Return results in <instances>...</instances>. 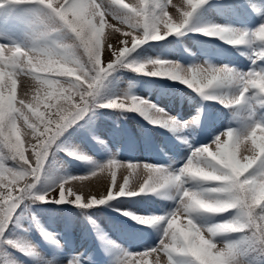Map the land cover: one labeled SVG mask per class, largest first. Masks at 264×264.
<instances>
[{
    "label": "snow or ice",
    "instance_id": "snow-or-ice-1",
    "mask_svg": "<svg viewBox=\"0 0 264 264\" xmlns=\"http://www.w3.org/2000/svg\"><path fill=\"white\" fill-rule=\"evenodd\" d=\"M205 3L207 0H183L182 4H172L171 0L134 3L0 0V7L38 4L42 9L41 27L30 45L0 43V245L22 250L16 240L5 236L22 205L72 203L87 209L119 197L171 189L174 195L167 198L175 199L176 207L164 215L140 217L123 213L144 225L158 226L161 236L157 244L143 251H125L118 264H149V258H154L152 264H246L242 257L249 253L264 257V123L252 124L243 133L234 129L219 133L211 143L194 149L176 171L146 163L122 162L113 155L88 175L67 177L47 191H34L51 146L92 108L146 114V108L155 107L135 96L117 97L97 105L101 82L117 66L129 67L139 74L170 78L202 95L220 84L234 83L240 87V95L222 101L226 107L240 104L250 90L255 91L257 103L264 107V70L261 69L241 73L229 66L207 63L192 66L160 60L139 66L125 63L129 53L141 44L180 34L193 13ZM107 17L116 24H108ZM106 27L111 29L108 35H105ZM58 31L69 33L72 43L55 47L44 43L45 38ZM198 31L234 45L253 40L264 42V23L251 33L238 35L222 26ZM105 53L109 54L107 62ZM257 61L264 62V48L255 53L253 63ZM21 78L32 82L30 99L25 98L27 89L17 99ZM157 115L164 120L175 119L162 110H157ZM197 120L198 117L189 123L195 124ZM21 128L30 137L27 147L21 139ZM121 167H126L128 174L119 183L116 169ZM141 168L146 178L136 183ZM105 171L110 176L106 194L85 196L73 189L74 182ZM133 183L135 187L131 186ZM225 213L229 215L224 216ZM181 220L185 221L183 227ZM41 234L47 240H54L43 229ZM27 248L25 254H36L33 245L28 244Z\"/></svg>",
    "mask_w": 264,
    "mask_h": 264
},
{
    "label": "rangeland",
    "instance_id": "rangeland-1",
    "mask_svg": "<svg viewBox=\"0 0 264 264\" xmlns=\"http://www.w3.org/2000/svg\"><path fill=\"white\" fill-rule=\"evenodd\" d=\"M124 2L134 3L136 2V0H124ZM149 2H152V0H149ZM171 3L182 4L183 0H171ZM254 3L257 5L256 1H254ZM221 9V11L215 10L213 9V7L202 9L198 13V17L195 21L196 24L209 25L210 27L222 26L229 29L231 33L237 35L242 34L243 32H240V25L235 20V14H233L232 11H228L227 8ZM169 10L172 11L171 6H169ZM261 11L262 10H260V12ZM41 13L42 9L39 7L29 9L24 15L25 18L22 19V21L24 22L23 26L16 25L14 21L15 18L12 19L8 26H5L3 23L4 19L0 18V43L20 46L30 45L38 34V31L40 30ZM238 13L242 15L241 11H239ZM106 19L108 24H116V21L112 20L111 17H107ZM238 21L241 25H243L245 32L246 27L243 24L242 20ZM117 26L119 27L120 25ZM255 29H257V27ZM110 32L111 29L106 27L105 35H108ZM115 35L120 36L121 34L116 33ZM47 38L53 39L50 43L44 40V43H46L49 47L72 43L71 35L64 31L52 33ZM17 40H21L23 43L17 44ZM114 42L118 43V41ZM257 45L260 48L255 47L251 49L246 53V59L244 60L253 62V60L255 59V53H257L261 48H264V46H261L260 44ZM160 48L161 46H157L155 50H151L153 53H157ZM169 50L171 51L172 55L171 62L179 63L182 66L204 65L205 63L212 66H221L224 64L218 53L212 52L210 56L206 57V55L204 56V54L200 55L199 52V54H194L189 62H179L180 54L175 45L171 44L169 46ZM166 52L167 50H160L159 56H166ZM73 53L77 54L75 49H73ZM151 54H146L144 56L146 62L151 61ZM108 59L109 54L105 53V62H107ZM226 61L229 65L231 64V59H226ZM243 62L244 61L242 60L239 61L238 64H240V68H235L236 71L246 73L250 69H259L258 64L257 67L249 68ZM108 76L104 78V80L101 82V85L106 81L107 83H109L110 78ZM31 86L32 82L30 80L21 78V80L18 81L17 99L21 97L26 89L28 90V95L25 98L30 99L33 94ZM135 88L144 91L145 95L143 96V100L147 99L150 101H154L157 104L153 109L150 107L147 108L148 115L158 118V121L163 120L168 122L167 127L171 130H174L176 126L179 127L180 132L178 134V140L180 142L185 141V124H189V128L199 129L201 126V121L206 122V128L210 130V140L208 142L209 144L215 136H217L219 133L225 132L228 129H234L239 133H243L252 124L258 122L264 123V113L259 111V104L253 97H251L249 100L250 113L254 116L255 119L253 123H249V119L245 115L248 107L246 109L243 104H246V99L244 100L243 104L240 103L238 104V106L233 105L230 107V109L234 111V118L238 122V127L236 128L232 126L231 123L226 121L227 119L224 115L214 112L212 115H210V117H207L202 113V109L198 108L194 100L186 102L188 97L186 94L175 90L169 91L168 88L161 87L157 84H145L142 89V84L135 81L122 79L119 82V86L116 91V97L131 96L134 93ZM110 93V90H108L106 95L109 96ZM216 95L222 101H227L238 97L239 92L237 90L236 84L224 83L223 90L217 92ZM111 99L113 98L108 97L105 99V101L107 102ZM157 110H162L163 113H166L168 117H172L175 119L164 120L157 115ZM261 110L263 111L264 109L262 108ZM196 117H198L196 123L190 124L189 122H191ZM89 121L90 124L86 125V127L93 133L100 136V138L97 140V148L89 144L86 138L80 132L73 130L69 133L71 128H73L76 124L68 127L67 130L64 131L61 135L64 137L62 141L65 143V140L68 137V133L70 134L68 140L66 141L67 145L72 146V148H75L78 152L87 154L89 156L88 164L64 165L62 163L60 169L57 168V166L60 167L59 164H56L53 167L47 164L43 167L40 178L36 182V186H40L43 192L55 187L56 184L62 182V180L67 177H80L90 174L97 168L98 165L106 163L113 157V155L117 160L122 162L131 161L140 164L146 163L153 166H155L156 162L159 160V158L151 156L149 149L144 144L145 134L142 132L141 128L137 127L135 122L131 123L130 126L132 131L127 134L126 131L121 127V123L119 122V119L117 117L104 118L102 116H97L95 118H89ZM180 124H183L184 127L181 128L179 126ZM24 133L25 129L21 128V139L22 141H24L25 146L27 147V142L30 137L25 135ZM60 137L57 139V143L61 141ZM222 139H226V137H222ZM187 146L190 147L191 144L185 143L178 146V151H180V154L183 153L184 149ZM119 147H121L123 150L119 151ZM96 149L102 152L100 156H97ZM165 149L167 152H170L171 147L166 146ZM193 150H191V152ZM52 152L55 153V150L53 148L50 149V154ZM191 152L186 153L183 156L182 160L177 163V166L175 162V168H165L169 169L170 171L178 170L190 156ZM50 154L47 156V158L50 156ZM126 156H132L133 159L126 158ZM57 158H60L59 155ZM170 158L172 159L173 155H171ZM116 171L117 181L119 183H122V178L128 174V170L126 167H121L117 168ZM144 178H146V176L143 172V169L141 168L137 172L136 183L142 182ZM109 183L110 176L108 172L105 171V173L98 174L96 177H90L89 179H86L84 181H76L73 183L72 187L75 191L83 192L85 196H100L101 194H106L107 186ZM136 183H133L131 186L135 187ZM154 195H157L156 197L158 201L162 202L161 204L155 206L153 204L141 205L139 201L135 200L131 202L130 208L136 214V216L150 217L152 215H164L165 213L173 210L176 207L175 199L172 200L167 198L168 196L174 195L173 190H159ZM118 205V208H123L126 204L120 202L118 203ZM48 208L49 206H44L43 210L38 209V213L40 215L41 222L44 224V230L54 237V240H51V251L45 252L39 247V233L32 227L31 219L29 218L28 214L26 212L22 213V211L24 210V205H22V211L19 212L15 222L12 225L8 226L9 230L7 233H5V236L16 240L22 250L25 249L26 251H28L27 245H33L36 254L34 259L27 260L24 257L20 256V254L11 252L9 254V259L11 260L12 264H44V262L47 260L53 261V264H69V262H71V264H118L120 257L124 254L125 251L130 253L143 251L146 248L157 244L161 236L159 227L156 225H153L155 235L152 237L150 235H147L145 231L130 232L126 227H119L120 229H118L115 224H113L112 222H108L104 217L105 215L102 214L99 220L104 227V229L99 228V232L101 234V243L104 246H107L109 251L113 252L112 254H110L111 258L108 262L103 257L98 258L95 252L92 250L93 247L90 241V235H88V229L85 225L80 223L78 224L79 217L76 213L70 218V221L67 223L64 219L65 216H52L48 214ZM223 215L226 216L225 214ZM216 218L219 219L220 217L217 216ZM184 223L185 221L181 220L180 226L183 227ZM67 225L76 226L74 241L69 249L64 248L60 244V241L62 242L65 237L63 235H60V232L62 229L65 230V226ZM81 253L83 256V260L79 257ZM249 255L252 256L255 260H260L256 262L264 264V257L260 256L259 254L249 253ZM153 259L154 258H149V264H152ZM242 259L246 262V264H257L256 262L248 260L245 257H242ZM100 260L101 262H97Z\"/></svg>",
    "mask_w": 264,
    "mask_h": 264
},
{
    "label": "trees",
    "instance_id": "trees-1",
    "mask_svg": "<svg viewBox=\"0 0 264 264\" xmlns=\"http://www.w3.org/2000/svg\"><path fill=\"white\" fill-rule=\"evenodd\" d=\"M187 29V27L185 28V29H183L182 30V32L180 33V34H182L185 30ZM180 34H175V35H172V36H178V35H180ZM136 53V56L137 55H139V50L136 48L135 50H133V51H131L130 53H129V55L126 57V61H127V63L128 64H132V60H131V56H132V53ZM128 69H129V67H127ZM120 69H123V68H121L120 66H117L116 68H115V70L118 72ZM114 70V71H115ZM163 77V76H162ZM99 94H100V91H97V105H99V104H103V102L105 101L104 99H98V96H99ZM95 108H100V106H97V107H94V108H92L91 109V111H89V112H87L85 115H84V118H86V117H89V115L93 112V109H95ZM102 108V107H101ZM57 141V140H56ZM46 160H47V164H51V165H54L55 164V162L53 161V159H52V153L50 154V156L48 157V158H46ZM34 191H36V192H38L39 193V191H38V189L35 187V189H34ZM60 204H63V205H74V204H72V203H51V202H49V203H41V202H35V203H29L28 204V206H27V208H29V209H31L32 207H38V206H51V205H53V208L54 209H59V205ZM109 206L110 205V203L108 202V203H106L105 205H103V206ZM102 206V205H101ZM100 206V207H101ZM92 208H96V207H91V208H89V209H92ZM103 209V208H102ZM95 211V210H94ZM5 247H7V246H5ZM15 247H7V249H14ZM0 264H7V262H6V260L4 259V256L1 254V250H0Z\"/></svg>",
    "mask_w": 264,
    "mask_h": 264
}]
</instances>
